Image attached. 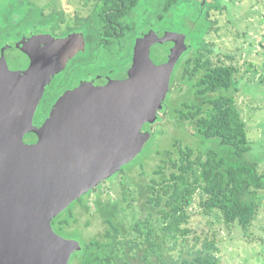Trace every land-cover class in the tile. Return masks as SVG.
<instances>
[{"label": "water", "instance_id": "95a60500", "mask_svg": "<svg viewBox=\"0 0 264 264\" xmlns=\"http://www.w3.org/2000/svg\"><path fill=\"white\" fill-rule=\"evenodd\" d=\"M148 30L133 64L116 70L129 75L116 93L80 86L73 106L40 127L32 116L53 74L44 44L0 49V264H69L82 249L51 219L142 152L151 137L142 129L159 118L173 68L191 47L188 34Z\"/></svg>", "mask_w": 264, "mask_h": 264}, {"label": "trees", "instance_id": "16d2710c", "mask_svg": "<svg viewBox=\"0 0 264 264\" xmlns=\"http://www.w3.org/2000/svg\"><path fill=\"white\" fill-rule=\"evenodd\" d=\"M138 1L125 0V6L131 8ZM178 1L167 0L165 7L170 9ZM205 4L211 7L215 2ZM206 15L204 35L213 24ZM191 50L194 54L180 76L190 96L173 111L182 125H190L195 134L215 143L202 150L174 142L158 151L160 162L140 186L138 195L144 200L139 208L134 204L138 196L123 181L121 197L97 194L93 207L82 204L86 211L98 214L104 229L82 244L72 264H221L215 233L212 239L192 236L194 203L205 214L219 212L227 227L247 230L256 218L264 173L257 161L247 158L251 150L247 124L232 93L240 66L213 63L214 42L206 38L192 44Z\"/></svg>", "mask_w": 264, "mask_h": 264}, {"label": "rangeland", "instance_id": "374dc122", "mask_svg": "<svg viewBox=\"0 0 264 264\" xmlns=\"http://www.w3.org/2000/svg\"><path fill=\"white\" fill-rule=\"evenodd\" d=\"M167 0H139L136 9L126 19L128 27L139 29L145 20L155 19L158 11L164 12L163 18L157 25L177 26L182 32L192 38V44L202 42L205 38L214 42V50L210 55L213 63L223 61L227 64L240 66V72L236 74V89L232 90L236 103L241 111L242 118L247 124L248 139L251 150L247 158L257 161L259 169L264 173V49L258 48V42L264 43V0H211L215 1L217 9L212 8V22L214 23L209 35L205 37L206 24L202 15H199V1L202 5L209 0H180L170 9L162 8ZM52 0H0V22L5 21L10 11L24 13L29 5L32 9L35 5H48ZM65 5V0H58ZM216 10V11H215ZM5 25V23L3 22ZM0 25V38L2 34ZM215 28H218L217 30ZM191 29V30H190ZM191 48L187 53H191ZM124 53L116 52V60ZM229 55L232 56L228 57ZM187 55L183 58H186ZM121 61V60H120ZM184 91L174 90L167 95V107L161 113L156 123L150 128L151 137L146 142L142 152L130 161L122 170L96 187V192L87 194L73 203L74 236L82 244L91 237L103 232L104 224L98 214L91 209L86 211L82 204L87 203L93 207V200L97 194L103 197H121L125 184L131 186L132 191L138 196L134 204L136 208L144 200L138 195L140 186L148 181L151 172L160 162L161 155L158 151L170 147L174 142L182 145H191L194 148L207 149L213 146L215 141L203 138L194 133L190 125H182L176 119L173 107L190 94ZM216 146V144H215ZM134 163V164H133ZM127 167H129L127 169ZM125 183L124 185L122 184ZM139 184V186H138ZM128 187V186H127ZM260 208L256 218L247 230L237 225L227 227L219 212L205 214L195 202L191 212L189 226L194 231L192 236L201 237L207 235L210 239L215 233V242L219 247L217 255L221 264H264V188L259 191ZM139 206V207H138ZM143 216V215H140ZM191 236V237H192ZM192 244H190L191 246ZM75 259V257H74ZM74 262V261H73Z\"/></svg>", "mask_w": 264, "mask_h": 264}, {"label": "flooded vegetation", "instance_id": "af4514ba", "mask_svg": "<svg viewBox=\"0 0 264 264\" xmlns=\"http://www.w3.org/2000/svg\"><path fill=\"white\" fill-rule=\"evenodd\" d=\"M64 4L58 3V0H52L48 5L40 4L43 7L35 5L32 9L27 5L28 9L24 13L10 11L6 15L5 21L3 20L5 25L2 21L0 22V25L4 26L2 34L5 35L2 36V39L0 38V49L2 46L8 45L14 50L22 49V47L27 50L26 47L29 48L32 44H44L46 67L53 74L44 86L34 109L32 124L36 127L43 125L52 114L71 108L73 106L72 99L79 96L74 92L80 86L83 87L85 84L93 82L95 85H103L110 92L116 93V82L129 77L128 74L117 77L116 70L121 69L129 62L133 64L132 58L136 53L135 48L140 36L149 31L151 25L157 31L183 34L182 28L179 27V21L176 22L177 26L157 25L158 21L163 18L164 12L161 11L157 12L155 19L145 20L144 25L139 29L128 27L126 19H129L130 15L132 17L137 4L129 8L125 6V0H65ZM162 8L167 9L168 7L163 5ZM199 8V15H202L204 22L207 18L206 13L209 14V20L213 21L211 11L212 8L217 9L216 3L209 7L202 5L199 1ZM207 35L209 32L205 34V37ZM48 43L50 47L46 48ZM258 48L264 49L262 41L258 42ZM120 50L124 55L116 60V52L120 53ZM187 51L185 52L187 57L183 58L185 53L182 54L173 68L168 93H172L171 90L174 91L177 86L178 91H184L186 84L180 77L182 76L181 72L186 63L190 62L191 54H194V52L187 53ZM167 106L166 96L163 101V109H168ZM163 109L158 111L159 118H162L161 113L165 111ZM155 123L156 121L144 126L142 131L151 132L150 128ZM97 186L80 198L87 196L89 192L90 194L94 193L93 190ZM77 200L51 219L54 232L67 239L78 240L73 235V203ZM78 241L80 242V240ZM80 244L82 246L81 242ZM74 255L75 253L71 255L69 264L73 263Z\"/></svg>", "mask_w": 264, "mask_h": 264}]
</instances>
